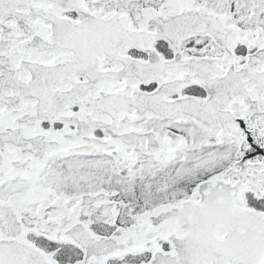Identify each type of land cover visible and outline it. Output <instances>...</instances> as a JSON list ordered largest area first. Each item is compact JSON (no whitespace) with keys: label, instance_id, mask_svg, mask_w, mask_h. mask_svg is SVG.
Instances as JSON below:
<instances>
[{"label":"snow or ice","instance_id":"snow-or-ice-1","mask_svg":"<svg viewBox=\"0 0 264 264\" xmlns=\"http://www.w3.org/2000/svg\"><path fill=\"white\" fill-rule=\"evenodd\" d=\"M0 264H264V0H0Z\"/></svg>","mask_w":264,"mask_h":264}]
</instances>
